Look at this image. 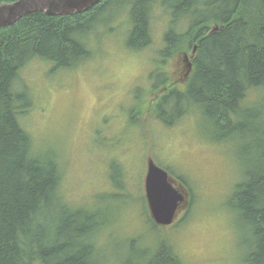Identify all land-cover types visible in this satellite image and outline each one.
I'll return each instance as SVG.
<instances>
[{"label":"trees","instance_id":"16d2710c","mask_svg":"<svg viewBox=\"0 0 264 264\" xmlns=\"http://www.w3.org/2000/svg\"><path fill=\"white\" fill-rule=\"evenodd\" d=\"M156 9L167 13L169 22L161 58L149 74L148 95L154 98L143 99L136 88L138 106L130 109L129 121L138 126L147 111L170 127L196 114L207 140L231 147L239 180L226 206L239 234L240 262L264 264V0H100L81 13L31 12L0 27V264H111L94 240L109 214L100 205L65 201L56 153L36 150L22 125L32 96L18 85L19 76L34 57L55 69L77 67L92 58L90 41L99 30L111 34L123 20L125 47L143 50L151 45ZM179 53L192 55L187 61L192 70L175 85L158 69ZM177 179L189 190L181 176ZM191 203L190 198L180 224ZM145 212L150 230L160 231L164 226L153 221L148 208ZM176 222L168 226L176 228ZM126 241L125 248H115L114 257L121 260L114 264H183L167 236Z\"/></svg>","mask_w":264,"mask_h":264},{"label":"rangeland","instance_id":"374dc122","mask_svg":"<svg viewBox=\"0 0 264 264\" xmlns=\"http://www.w3.org/2000/svg\"><path fill=\"white\" fill-rule=\"evenodd\" d=\"M168 22L167 13L156 9L151 45L143 50L125 47L128 28L123 20L112 25L111 34L99 30L90 41L92 58L77 67L55 69L49 61L30 59L18 82L32 96L21 122L36 150L56 153L65 201L76 207L100 205L103 214H109L94 237L99 254L109 263L121 260L114 257L115 248H125L126 240L167 236L183 264H241L239 234L226 206L239 180L231 147L207 140L196 114L170 127L147 111L139 116L138 126L129 121L130 109L138 106L136 88L143 99L154 98L148 95L153 81L149 74L161 58ZM191 58L189 53L175 54L158 70L180 85L191 73ZM148 157L176 180L181 176L189 187L191 211L180 224L188 204L178 210L176 228L150 230L142 200Z\"/></svg>","mask_w":264,"mask_h":264},{"label":"water","instance_id":"95a60500","mask_svg":"<svg viewBox=\"0 0 264 264\" xmlns=\"http://www.w3.org/2000/svg\"><path fill=\"white\" fill-rule=\"evenodd\" d=\"M100 0H17L11 6L1 4L0 27L15 22L19 17L31 12H45L47 15H70L81 13ZM5 11V12H3ZM144 194L147 206L155 218L157 225L171 224L175 210L188 203V197L179 193L174 183L170 182L166 173L148 162V173L144 181Z\"/></svg>","mask_w":264,"mask_h":264},{"label":"bare ground","instance_id":"6f19581e","mask_svg":"<svg viewBox=\"0 0 264 264\" xmlns=\"http://www.w3.org/2000/svg\"><path fill=\"white\" fill-rule=\"evenodd\" d=\"M15 2V1H14ZM3 3H6V2H3ZM3 3H1V4H3ZM8 3V2H7ZM1 4H0V8L1 7H3V6H1ZM12 5V2H10V3H8V4H6V6L5 7H8V6H11ZM3 12H5V11H3ZM45 13V12H44ZM46 14V13H45ZM14 23V22H13ZM195 49V48H194ZM189 66H190V63H189ZM190 74V73H189ZM21 76V75H20ZM28 89V88H27ZM28 93V92H27ZM251 94H252V92H251ZM23 117V116H22ZM33 118V117H32ZM31 118V119H32ZM5 126V125H4ZM24 126V125H23ZM36 129V128H35ZM29 132V131H28ZM2 155V154H1ZM149 160H151L152 162H153V164L156 166V167H158L160 170H162L164 173H166V175H167V178L169 179V181L170 182H172V183H174V185L177 187V190L179 191V193L180 194H182L184 197H188V203H189V200H190V194H189V190L182 184V183H180L179 181H177L176 179H174L168 172H167V170H165L164 168H162V167H160V166H158L155 162H154V160L152 159V157H148L147 158V160H146V172H145V176H144V181L146 180V176H147V173H148V162H149ZM69 171V170H68ZM62 181V180H61ZM145 202H146V199H145ZM187 203V204H188ZM146 205H147V202H146ZM185 207V206H184ZM147 208H148V210H149V214H150V217L153 219V221L155 222V218H154V216H153V214H152V212H151V209L149 208V206H147ZM180 208H183V207H179V209ZM178 209V210H179ZM178 210H175L174 211V213H173V215H172V218H171V224L173 223V221L175 220V217H176V215H177V212H178ZM170 225V224H169ZM161 226H168V225H161Z\"/></svg>","mask_w":264,"mask_h":264}]
</instances>
